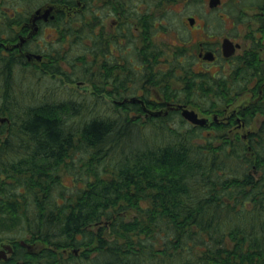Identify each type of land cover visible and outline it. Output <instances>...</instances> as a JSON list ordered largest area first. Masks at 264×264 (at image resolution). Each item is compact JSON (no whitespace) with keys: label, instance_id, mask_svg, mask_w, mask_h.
I'll use <instances>...</instances> for the list:
<instances>
[{"label":"trees","instance_id":"obj_1","mask_svg":"<svg viewBox=\"0 0 264 264\" xmlns=\"http://www.w3.org/2000/svg\"><path fill=\"white\" fill-rule=\"evenodd\" d=\"M70 31L77 36L74 71L30 67L21 86L12 77L7 87L0 84V116L8 118L0 124V236L13 232L16 241L27 235V243L43 244L18 248L4 264H264V87L238 111L247 125L263 115L246 136L233 133L237 119L214 121L206 134L180 111L143 120L138 102L101 100L142 87L211 113L245 86L195 72L184 46L167 69L135 72L128 57L123 71H105L103 33L95 70L87 8ZM156 51L159 59L163 52ZM137 53L148 58L150 51ZM257 53L246 52L245 66H237L246 79L255 71L259 83L264 63ZM38 78L80 81L93 91L80 100L74 89L60 98L49 87L30 98L23 83Z\"/></svg>","mask_w":264,"mask_h":264},{"label":"flooded vegetation","instance_id":"obj_2","mask_svg":"<svg viewBox=\"0 0 264 264\" xmlns=\"http://www.w3.org/2000/svg\"><path fill=\"white\" fill-rule=\"evenodd\" d=\"M173 1L176 0H0V58L5 57L9 59V62H12L8 65L0 63V78L4 80L6 77H12V74L16 70L20 68L29 69L30 67H38L39 71L43 73L74 71L77 63L73 59V48L77 46L75 41L77 36H74V33H71L70 30L72 26L77 28L80 15L85 12L86 8L91 23L92 39L89 43L93 48L92 56L94 64L92 66L95 70L98 69V66H102V63L96 60L95 58L97 57L94 55L95 46H97L98 41L97 36L100 33H103V37L108 43L105 55L108 64L104 66L105 71H123L125 66L127 67L128 57L132 58V67L135 72L148 70V65L151 71L154 72L160 69H167L170 62L169 58L164 61L166 67L157 68L163 62V59L162 56L159 59L155 57V55L157 56L156 47L158 46L154 40L159 34V31H163L164 23L154 13L161 6ZM206 1L187 0L186 2L189 4H206ZM209 1L208 5L213 10L225 6V15L227 18L233 19L234 25L237 28L238 26H253V22L255 21H260V23L264 21V0H221L219 5L215 7H211ZM31 4L33 5L30 6ZM39 4L45 5L38 6ZM248 8H252L253 10L260 9V16H256V11L251 13ZM219 18L222 21H226L223 15ZM188 24L190 31L201 28L206 32L205 25L203 24L201 26L199 18L196 16H189ZM257 29L259 31L264 30V25H258ZM257 32L254 28L253 33L250 31L245 33L244 40L252 41L251 47H247L246 49L245 47L242 49L243 44L240 42V37H238L241 36L240 34L217 38L216 41H221V44L215 48L209 45L206 39L199 40L197 48L195 49L197 53L196 51H189L188 44L193 45V43L188 37H185L188 39V43L185 42L180 46H184V56L189 63H191L192 58L194 59V62L190 65L191 68H195V72L223 74L235 79L242 87L245 86L242 91L237 93L236 98L251 87L252 89L254 87L258 88L259 93L248 101L251 102L262 94L264 80L258 83L259 77L255 75V71L252 72L250 79H246L244 75H241L243 69H240V67L245 66L244 57L248 51L252 53L258 52L257 54L260 56V60L264 63L260 52L255 48L259 42ZM208 35L209 37L212 36L211 33ZM225 38L231 39L236 45V51L231 56L224 55L222 44ZM182 40L180 39L179 41ZM153 48L154 50H152ZM143 49H147L148 52L150 51L151 54L149 53L148 58H145L143 53H137L138 50ZM241 50L243 51L239 52ZM207 51L214 53V59L210 60L203 57ZM64 57L67 58L66 61ZM21 58L24 59L25 66L15 64L16 59L21 60ZM199 62L210 65L221 63V67L214 72L211 70L204 71V69L197 70L196 65H199ZM238 63L241 64L240 67L237 66ZM225 64L231 65L230 70H224ZM48 75L52 77V74ZM76 84L79 87L84 86L80 81H77ZM12 85H15V81H12ZM19 85L21 86L22 84ZM140 89L143 88L141 87ZM143 90L145 91V89ZM133 96L143 99L145 105L152 110H166L169 103H175L174 101L165 102L161 99L156 100L148 97L145 93L141 95H126L122 99H116L108 95L113 103H120L126 98ZM147 98L149 99L146 100ZM124 102L129 103L128 101ZM162 105L164 107L158 108V106ZM241 105L238 106L239 108L237 107L231 110V114L227 116L229 120L237 119L238 124L235 129H242L248 126L244 119H242L240 113H238ZM141 106L143 108L142 104ZM171 111L174 110H169V113ZM218 112L214 113L213 118L216 115L218 123H228L229 121L224 122L221 120ZM141 114H145L147 117L151 116V114L145 112L144 108ZM161 115H164V113ZM2 119H0L1 123H3ZM253 130L255 129L251 128L249 132L243 133V135L246 136ZM4 244H11L14 250L12 253H8L7 259H0V264L11 262V259L13 260L15 257L17 249L27 245V241L22 239L16 241L13 237L8 242H0L1 247Z\"/></svg>","mask_w":264,"mask_h":264},{"label":"rangeland","instance_id":"obj_3","mask_svg":"<svg viewBox=\"0 0 264 264\" xmlns=\"http://www.w3.org/2000/svg\"><path fill=\"white\" fill-rule=\"evenodd\" d=\"M132 1V0H131ZM187 0H176L173 1L169 4H165L163 6H161L159 9L156 10V12L154 13L155 16H158L159 18L162 19L163 21V31H159V34L156 36L154 42L157 44V46L162 50V59L163 62L160 63L158 65L157 68L159 67H166V64L164 63V61H166L168 58L171 59L172 55L174 54L176 48L178 46H180L181 44L187 42L188 43V39H186L185 37L190 38V40L192 41L193 45L188 44V49L191 52H195L197 45H198V41L199 40H204L206 39L209 45H211L212 47H216L217 45L220 46L221 41H216V39L218 38H222L224 36H231V35H241L238 36L240 37V42L243 44L242 49H245L247 47H251L252 45V41H247L244 40L245 39V33L247 32H251L253 33V30L255 28L257 32V38L259 40L258 45H256V50L260 52L262 58L264 59V30L259 31L257 29L258 25H264V21L262 23H260V21H255L253 22V26H238V28L236 27V25H234L233 19L231 18H227V16L225 15L224 10L226 11V7L222 6L218 9H211L208 5V0L206 1V4H189L186 2ZM33 4H31L30 6H32ZM45 4H39L38 6H42ZM248 10L253 13L254 11L257 12L256 16H260V9H255L253 10L252 8H248ZM223 15L226 18V21H222L219 17ZM189 16H196L199 18V23L201 26H203V24L205 25V30L206 32H204L203 29L199 28V29H193L192 31H190L188 29L189 24H188V18ZM209 33H211V37H209ZM179 37V38H178ZM185 38V39H184ZM182 41H179V40ZM195 43V44H194ZM243 50L239 51L242 52ZM197 53V51H196ZM194 55V54H193ZM195 56V55H194ZM197 56V55H196ZM221 63H217L215 65H210V64H202L201 62H199V65H196L197 70H203L204 71H216L218 70L221 65ZM228 65V66H227ZM225 64L224 66V70L227 71L230 70L231 65L230 64ZM24 72L25 70H23V68H20L18 70H16L12 75V79H14L15 81V86L19 87L20 83L22 80H26V77L24 76ZM61 77V76H59ZM4 78V77H3ZM11 78V76L8 78H4V80H1L0 78V84L1 85H6L10 84L9 79ZM62 78V77H61ZM42 79V78H41ZM40 78H38V80L36 79H31L30 82H28V79L26 82L23 83L24 88L29 89V95L30 98H32V94L35 95V93H37V95H39L40 93L43 95V92L47 93V89L49 90V87H51L52 89L58 91V96L60 98H62L63 96V91L65 89H74L76 91V95L78 96V98L80 100L83 99V96H89L91 94V92L93 91L92 87L90 86H84V87H79L76 83L75 84H69L67 83H63V80H59L58 83H55V81L52 80H48V78L45 79V81L41 80ZM28 82V85H27ZM133 87V85H132ZM143 91V92H142ZM155 90H143V89H138V90H134V91H130L127 93V96H131V95H141L142 93L148 95V97L150 98H154L156 100H159V97L155 94ZM27 94H28V90H27ZM257 95V89L256 87H254L252 89V87L248 90H246L243 94L239 95L229 106L227 104L223 105L222 107H220V112H218L219 117L221 118V120H223L224 122H231L233 120H229L227 118L228 115L231 114V110L237 108L238 106H240L243 103H246L248 101H250L253 97H255ZM29 99V98H27ZM122 99V98H121ZM112 102V99L108 97V95H104V98L101 100V103L104 105H109V103ZM111 106V105H110ZM164 107V105L162 106H158V108ZM190 108H194L195 110H197L199 112V114L201 116H208L209 118H211V121H213V115L216 112H211V113H205L200 111L197 107L194 106H189ZM137 116L140 115L142 117L143 120H145V118L147 117L145 114H136ZM2 116H0L1 118ZM263 116L258 115L255 120L249 124L247 127L242 128V129H235L236 126H233V133H239V134H243V133H247L249 132V130L251 128H258V126L260 125V122L262 121ZM0 124H2L0 122ZM191 124V123H190ZM212 124V123H211ZM192 125V124H191ZM213 126L210 125L209 127H207L204 130V133H211L213 132ZM4 138V135H0V139ZM27 235H23L21 237H19V240H26L27 241ZM0 237L4 238V240H1L0 242H8L10 241L11 238L15 237L13 232H6L4 234H2ZM18 240V241H19ZM43 244L41 242H29L27 243V245H24V248L26 250H38L41 248Z\"/></svg>","mask_w":264,"mask_h":264},{"label":"water","instance_id":"obj_4","mask_svg":"<svg viewBox=\"0 0 264 264\" xmlns=\"http://www.w3.org/2000/svg\"><path fill=\"white\" fill-rule=\"evenodd\" d=\"M221 0H210L209 4L211 7H215L219 5ZM192 21V19H191ZM193 22V21H192ZM223 52L225 56H231L232 54L235 53L236 51V45L234 42L229 39L225 38L223 40ZM205 59H214V53L212 51H207L203 55ZM124 101H129V102H139L143 105L144 110L153 115V116H158L160 114H165L167 115L169 113V110H180L182 116L190 121L191 123H194L199 126H207L210 123V118L207 116H201L198 111H196L193 108L188 107L186 104H181V103H169L168 108L166 110H152L149 109L146 105L143 99L133 96L131 98H126ZM6 118H3L2 121H4ZM214 119L217 120V116H214ZM13 246L11 244H4L2 247L0 246V259H7L8 258V253L13 252ZM75 252L77 253L78 250L75 249Z\"/></svg>","mask_w":264,"mask_h":264}]
</instances>
